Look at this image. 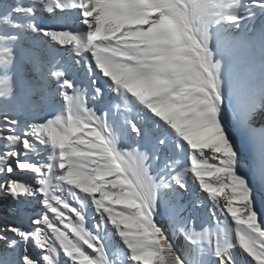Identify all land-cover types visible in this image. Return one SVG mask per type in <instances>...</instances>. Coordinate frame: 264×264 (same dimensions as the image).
Instances as JSON below:
<instances>
[{"label":"snow or ice","instance_id":"6c2138e0","mask_svg":"<svg viewBox=\"0 0 264 264\" xmlns=\"http://www.w3.org/2000/svg\"><path fill=\"white\" fill-rule=\"evenodd\" d=\"M264 3V0H260ZM184 7L178 0L167 5L153 3L152 0H27L21 9L26 10L32 19L28 28L32 33H42L53 44L60 48L72 46L79 42L83 50L78 48V55H87L88 63L99 75L108 73L110 81H119L121 76L127 81L124 90L136 88L143 84L144 78L166 81L169 85L165 95L154 96L151 102L142 104L161 120L174 134H178L180 145L186 149L189 159L188 175L193 176L201 185L202 192L212 200L216 214L229 217L237 225L235 229L217 227L221 239L216 244L218 264H236L232 256L225 257L223 248H239L241 259L247 257L249 264H264V191L253 194L247 182L239 178L232 166L227 163L229 157H234L231 145L217 122L213 103L219 104L220 94L216 88L213 70H218L220 61L211 46V23L219 19L214 13L217 10L216 0H187ZM47 7L60 15L55 20H71L66 13L77 12L79 25L75 29L59 28L44 31L36 22L38 13ZM229 21H237L238 16H228ZM172 22L177 26L185 23L194 24L204 38L207 47L199 55V66L192 72L191 88H185L182 81L168 80L163 75H142L145 65L137 63L135 58L128 57L121 49L113 52L111 48L102 49L88 47V34L107 31L116 39L129 38L146 46L158 40ZM80 25L88 29L81 34ZM99 32H96L98 35ZM114 42V41H113ZM98 45H101L97 41ZM148 50V47L147 49ZM23 52L22 37L16 32H0V98L11 100L16 94L15 68ZM109 56L115 58L109 60ZM157 72H167L164 68H156ZM54 78L64 76L53 71ZM210 81L211 86L210 85ZM71 115L57 117L43 125L52 128L55 137H59L55 150L60 153V159L55 166H41L29 162L28 157L35 152V145L40 143L34 134L36 127L28 126L17 131L19 121L7 116L0 124V193L14 198L39 195L45 205L44 213L38 215L31 223L35 226L31 232L5 222L0 227V239H8L9 234L25 240H35L37 246L46 254L41 258L52 264L54 253L56 259L63 252L69 264H113L108 259L104 246L99 242L98 235L86 226L91 238L82 237L74 221L83 215L80 206H74L64 198L50 199L48 189L55 177L61 181L73 177L69 181L75 190L87 194L92 202L99 204L108 213L106 220H111L118 230V235L128 249L127 260L132 264H186L184 256L174 253L170 236L164 232L155 220L158 203L164 204L169 210V219L173 225H182L181 232L186 233L188 242L195 245L202 239H209L207 230H197L198 218L185 217L183 209L185 202L177 189L187 191V181L180 176H173L171 184L158 182L147 152L138 146L131 150L118 148L121 134L118 130L101 123L99 116L87 106L83 93L74 89V85L66 78L62 79ZM96 87L99 86L95 81ZM119 86V84H117ZM73 89L74 94L67 95V90ZM94 95V96H95ZM143 99V97H141ZM75 104L83 115H77L71 108ZM156 105H160L157 107ZM108 120V114H104ZM140 136L144 133L135 121L128 125ZM149 135L152 130L147 129ZM46 139V138H45ZM186 142V143H184ZM90 143L96 155L88 157L81 145ZM168 139L161 135L156 138L157 155L167 146ZM49 147H52L49 145ZM115 157H119L116 160ZM91 160V163H89ZM34 173L38 179L32 186L24 176ZM47 173L46 176L42 175ZM167 190V195H161V187ZM82 198V197H81ZM75 209V211H73ZM51 213V216L49 215ZM74 214V215H73ZM85 220V219H84ZM58 225H62L61 228ZM99 232L100 225L95 224ZM41 237H44L42 240ZM47 237V238H45ZM79 243L69 249L68 243ZM91 250V251H88ZM26 252V250H25ZM78 253L73 257L72 253ZM92 253L97 254L93 256ZM23 264H40L27 254L22 257ZM192 264H196L193 259Z\"/></svg>","mask_w":264,"mask_h":264},{"label":"bare ground","instance_id":"6f19581e","mask_svg":"<svg viewBox=\"0 0 264 264\" xmlns=\"http://www.w3.org/2000/svg\"><path fill=\"white\" fill-rule=\"evenodd\" d=\"M152 2L167 5L173 3L174 0H152ZM178 2L184 7L188 6L187 0H178ZM216 2L217 10L214 15L219 19H213L211 23V46L216 53V60L220 61L219 69L213 70L214 77H216L214 91L219 92L220 99L218 106L215 103L212 106L216 111L218 123H228L232 129L241 134L248 155V164L252 165L257 176L264 183V3L256 0L252 9L245 15H239V11L235 9L236 0H216ZM228 2L234 3V7L229 8ZM24 11L32 23L28 12ZM59 15L58 12H50L45 7L38 13L36 22L44 31L62 27L75 29L79 25L77 12L65 14L71 16V20H55L54 17ZM228 16L240 17L242 28L230 40L228 38L231 33L228 26L233 21H229ZM19 31L18 34L21 37L26 36L30 43L24 44L21 58L14 70L16 94L11 100L3 98L5 102L1 105L0 114L3 115L1 124H3L5 116L11 120L19 121L16 129L18 132L28 126L36 127L34 134L40 143L35 145V152L28 157L29 162L37 163L42 167L45 165L55 166L59 162L57 158L62 159L60 153L55 150L59 146L56 143L59 137L54 136L51 127L43 124L57 117L71 115L68 112L69 100L66 98L62 85V79L66 78L73 83L75 90L83 93L87 100V106L101 118L100 122L107 123L109 127L112 126L113 129L120 132L118 148L131 150L138 146L141 150L146 149L151 154V161L155 162L152 171L161 172L162 176L168 180V184L173 183V176L184 174L181 178L187 181L188 189L187 191L177 189L181 192L185 202L184 216L198 218V231L207 230L208 224H212L215 229L217 222L222 221V216L216 214L212 200L202 192L198 181L188 175L189 159L186 149L179 143L181 138L178 137V134H174L169 126L155 118L146 106L142 105L151 102L154 96L165 95L168 87H165L164 90L147 93V88L145 89L141 85L135 89L129 87L125 91L127 81L122 76L119 81L114 79L115 75L120 74H114L110 81L107 78L108 73L102 76L93 69L88 63L90 58L84 60L81 55H78L74 49L83 50L79 42L65 48L53 44L50 48L51 41L43 43L42 33H32L29 28ZM80 31L81 34L88 33V29L83 25H80ZM96 32H99V25H97ZM96 32L88 34L89 48L102 49L103 46L98 45L97 41L112 40L115 42L117 40L113 34L107 31L99 32L98 35ZM128 39L132 38H120L119 40L127 41ZM205 44L204 38L194 24L185 23L177 26L170 22L165 33L148 46L147 60L149 63L144 64L145 69L162 67L177 76L178 67L183 63L194 62L199 66V55ZM67 49H71V51H66ZM111 50L116 52L113 48ZM76 62L84 67L78 66ZM61 64L65 66L66 75L62 79L54 78L51 73L56 71ZM53 65H56V68ZM98 77H102V79ZM93 79H96L102 88L100 100L93 98L96 86ZM144 79L143 83H146ZM148 79L152 80L154 84H168L166 81ZM113 82L116 87L109 86ZM211 83L210 81L209 86ZM3 87L4 85L0 84V89ZM73 94V89L67 90V95ZM129 96L133 99L129 100ZM71 108L75 113L80 111L75 104H72ZM105 113L108 114V120L104 118ZM41 118L47 121H43ZM130 121H135L142 129H145L144 133L137 136L128 126ZM147 129L152 130L151 135L148 134ZM161 135L166 136L168 144L159 153V160H155L154 157L157 155L156 138ZM81 147L86 156H95L96 152L90 143H84ZM42 175L46 176L47 173ZM24 179L35 187L38 177L34 173H28ZM60 181L57 176L52 180L50 186L55 184V190L61 189L59 193H63L62 197L66 196V200L74 206L85 203L81 197L87 194L75 190L73 186H68L72 188L71 192L68 190L65 192L64 188H60ZM89 207L91 208L90 213L88 212ZM44 211L45 205L39 195L14 198L11 195L0 193V227L5 226V222H9L13 226L31 232L35 227L31 221ZM98 213L95 204L89 198L83 215L92 219L94 234L101 236L102 239L105 235L113 237L116 229L114 227L113 230L106 231V221L103 234L98 232L95 226V224L99 225ZM49 215L51 216V213ZM108 221L110 222V220ZM58 226L63 227L62 225ZM177 226L180 229L183 227L182 225H173L169 219V210L165 211L164 229L169 230L168 235L175 249L180 252L185 251L186 258L191 259L196 253V245L189 243L183 233H179ZM208 233L210 234L209 239H202L198 243V247L206 251L210 246L215 247V240L209 231ZM0 250V257L5 260V264H23L24 254L40 260V264H49L48 261L41 259L46 253L37 246L34 239L25 240L9 234L8 239H0Z\"/></svg>","mask_w":264,"mask_h":264},{"label":"rangeland","instance_id":"374dc122","mask_svg":"<svg viewBox=\"0 0 264 264\" xmlns=\"http://www.w3.org/2000/svg\"><path fill=\"white\" fill-rule=\"evenodd\" d=\"M27 3V0H0V32H20L19 30H26L28 28V25L30 23V20H28L27 15L24 10L17 11V9H21L23 4ZM256 3V0H236V7L235 9L239 11V15H245L250 9L254 7ZM229 8L234 7V3H227ZM228 12V11H227ZM230 29L231 35L229 36V40L237 35L241 31L240 21L237 20L236 22H233L228 26ZM43 43H46L49 41V38L42 34ZM227 39V40H228ZM28 42V38L26 36L22 37V44H26ZM30 43V42H28ZM198 66L196 63H183L179 65L178 67V73H177V79L182 81L183 86L185 88H191L193 85V81L191 79L192 72L197 68ZM144 81L146 83H143L142 86L145 87L147 93H150L152 91L157 90H164L168 86V84L165 83H158L154 84L152 80H149L148 78H145ZM152 84V85H150ZM165 85V86H164ZM153 86V87H152ZM166 87V88H165ZM5 100L3 98H0V108L1 105ZM1 113V112H0ZM3 115L0 114V124L2 122ZM42 119V118H41ZM43 121H47L46 119H42ZM221 126V129L223 130L226 139L228 140L229 144L231 145V148L233 152L235 153L234 157H229L227 160V163L232 166L239 178L244 179L247 182L248 187L252 190L253 194L257 193L258 191H264V183L259 179L257 176L255 169L252 167V165L248 164V155L246 151V147L244 144V141L242 140V136L239 132L232 129L228 123H219ZM224 129H223V128ZM96 155V154H95ZM154 174L157 175L158 182L162 181L165 184H168V180L162 176L161 172H154ZM73 179V177H68L67 179L60 181L61 183L60 188H64L65 192L68 190V186H73L69 181ZM55 184H52L49 186L48 191L52 192L54 194H61L59 193L61 189L55 190ZM53 186V187H52ZM62 198H67L62 197ZM76 198H78L76 196ZM90 208V207H89ZM165 206L162 203H158L157 209L159 211V216L155 213V220L157 224L164 229V222H165ZM91 208L88 209V212L90 213ZM97 221H99L100 225V218L101 215L97 214ZM104 215L107 217V213H104ZM86 226L92 231V234H94L93 230V221L92 219L86 217L84 215ZM220 222V227L223 228L225 225L227 228L235 229L237 225L234 223V221L229 217H222ZM107 222L106 231L113 230L114 226L111 225V223L105 219ZM109 222V223H108ZM177 230L179 233L181 232V229L177 226ZM207 230L211 233V236L215 240V247L210 246L209 250H204L203 248H199L198 244L196 245V253L193 258L188 259L186 258L185 251H178L179 254L184 256L186 264H192L193 259H195L196 264H218L217 258L215 256L216 251V244L221 239V233L216 226L215 229H213L212 224L207 225ZM183 233L184 237L187 239L186 233ZM95 235V234H94ZM99 242L103 244L104 251L107 253L108 259L113 261V264H132L131 261L127 260L126 254L128 252V249L123 244L121 238L115 231V234L113 237H110L108 235H105L102 239L101 236H98ZM91 251V250H88ZM1 252V250H0ZM92 255L95 257L97 254L92 253ZM231 256L236 261V264H249V261L247 257L241 259V251L239 248H233L231 251ZM0 263L5 264V260L0 257ZM55 264H69L68 260L65 258V255L63 252L60 253V256L58 259L55 260Z\"/></svg>","mask_w":264,"mask_h":264},{"label":"clouds","instance_id":"9594fccd","mask_svg":"<svg viewBox=\"0 0 264 264\" xmlns=\"http://www.w3.org/2000/svg\"><path fill=\"white\" fill-rule=\"evenodd\" d=\"M99 43L101 45H103V46H107L109 48H113L114 51H120L122 49L128 57L135 58L137 63H142V64H148L149 63L148 60H147V56L149 55V52H148V50H146L148 46H146L144 44H141L138 41H135V40L121 41V40L117 39L115 42H113L112 40H108V41H99ZM186 43H187V41H186ZM204 46L207 47L206 44ZM62 51H65V50L62 49ZM66 51L70 52L71 49H67ZM114 58H115L114 56H109L108 57L109 60H112ZM82 59L86 60L87 59V55H83ZM77 65L80 66V67H84L82 64H78L77 63ZM53 67L56 68V65H53ZM56 71L60 72L62 74V76L66 75L65 66L62 65V64L60 65V67ZM153 74L166 76L167 79L171 80V81H175L177 79V77L173 73H171V72H162V73L161 72H157L156 68H146V69L143 70V73H142V75H145V76H150V75H153ZM190 75H192V74H190ZM98 78L102 79V77H98ZM95 81H96V79H93L94 84H95ZM109 86L110 87H116L114 82L111 85H109ZM101 94H102V88H101V86H98V87H96V95L93 96V98L96 99V100H100L101 99ZM128 99L132 100L133 97L129 96ZM76 114L77 115H81V116L83 115V113L80 112V111H78ZM143 151L148 153V151L146 149H144ZM148 155H149V160L146 161V163L150 164V166L153 167L155 162L151 161V159H150L151 154L148 153ZM115 159L119 160V157H115ZM68 191L71 192L72 188H69ZM62 195H63V193L58 195V194H54V193L48 191V197L50 199H53V198L54 199H59V198L62 197ZM161 195L162 196H166L167 195V190L163 188V184H162V187H161ZM82 199L85 202V203L80 204V208H81V211L83 213L88 198H87V196H83ZM93 203L95 204L97 211L101 215L99 233L102 235L103 232H104L105 224H106L105 223L104 213H107V212H106V209L101 207L99 204H97L95 202H93ZM165 210L167 211L168 209L165 208ZM73 211H75V209H73ZM154 211L157 214V216H159V211H158L157 207L154 209ZM181 211H183V209H181ZM73 223H74L75 226H77L78 231H79V233H80V235L82 237L91 238V236H90V234H89V232L87 230H85L82 227H79L80 225H83L85 223L84 215L78 216L77 220L74 221ZM110 223H111V225H113L111 220H110ZM115 229H116V227H115ZM116 232L118 234V230L117 229H116ZM164 232L168 234L169 230L168 229H164ZM41 239L43 240L44 237H41ZM77 243H79V238L76 240L75 243L69 242L68 243L69 249L74 248ZM166 243L172 244L173 251L175 253L176 249H175V247L173 245L172 240L166 241ZM232 249L233 248L225 246L223 248V255L225 257L231 256ZM50 255L52 256V264H55V260H56L55 254L54 253H50ZM77 255H78V253H76V252L72 253L73 257H75ZM215 256H216V253H215Z\"/></svg>","mask_w":264,"mask_h":264}]
</instances>
